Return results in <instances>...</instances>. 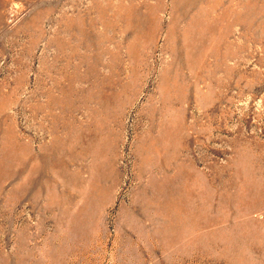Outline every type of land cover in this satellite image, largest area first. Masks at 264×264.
Wrapping results in <instances>:
<instances>
[{
  "label": "rangeland",
  "instance_id": "374dc122",
  "mask_svg": "<svg viewBox=\"0 0 264 264\" xmlns=\"http://www.w3.org/2000/svg\"><path fill=\"white\" fill-rule=\"evenodd\" d=\"M0 264H264V0H0Z\"/></svg>",
  "mask_w": 264,
  "mask_h": 264
}]
</instances>
